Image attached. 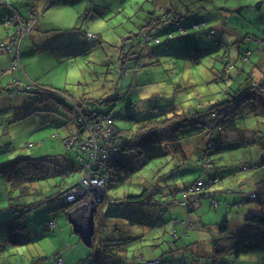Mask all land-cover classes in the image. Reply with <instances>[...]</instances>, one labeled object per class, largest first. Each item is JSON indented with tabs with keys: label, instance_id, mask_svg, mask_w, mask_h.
I'll return each mask as SVG.
<instances>
[{
	"label": "trees",
	"instance_id": "obj_1",
	"mask_svg": "<svg viewBox=\"0 0 264 264\" xmlns=\"http://www.w3.org/2000/svg\"><path fill=\"white\" fill-rule=\"evenodd\" d=\"M139 1L144 3L139 4L138 10L148 15L147 20L143 19L142 23L137 26V30H135L139 31L137 34H135V31H131L129 35L119 40L124 43L117 47L119 49V60L108 62L111 63L108 65V73L114 74L116 77L114 84L117 86L118 83L132 76V73L136 74L139 68L152 65L153 60L146 61L145 59L147 54H151V58L155 59L154 61H157V55H166L168 57L166 63H178V59H187L190 62L182 64L184 67L181 71L185 69L191 75L185 81L183 80L185 84H177L172 89L174 96L170 99L171 101L166 105V108L159 109V115L137 119L134 114H129V119L134 121L136 126L135 128L122 130L115 123V118L112 114L113 108H111L113 105H116L112 103L119 100V96H116L115 99L106 97L96 98V106L91 107L86 97L76 100L69 95L67 88L47 87L36 80L23 82L24 80L19 75H15L17 72L24 70L22 61L23 52H21L22 45L26 39L31 37L40 18L47 11H50L49 9L54 7V4L58 2L71 4L70 0H30L23 6H17L10 0H0V5L7 8V12L1 23L8 31V36L5 39H0V43H8L17 26H20L17 25L18 22L16 21L7 26L6 21L8 17L18 15L20 23L26 25V28L29 27V30L26 32L27 34L18 44L19 63H21L19 69L14 72L10 70L11 63H14L17 54L9 52L7 49L0 50V54L7 53L9 55L7 69L11 72L12 78L15 79L6 87V97L12 100L19 99L21 102H30L34 110L39 111H45L46 109L53 110L50 107L53 103L65 104L71 100L70 108L74 110V115L70 120L69 128L71 131L68 137L70 135L73 137L78 135V137L74 142L68 139V137L65 138L67 139H64L67 141L65 145L69 152L74 147H77L86 155L85 166L81 167L73 163L65 169L55 164L49 156L38 158L18 156L0 163V177L9 184L11 193L17 194V196L9 198V208L12 211L11 217L7 221H4V223H0V249L5 245L6 247L28 245L34 241L33 233L24 220L27 212L37 207L41 201L30 202L26 198L30 195L41 194L38 192L37 182L47 178L54 166L64 171L62 174L70 175L78 171L86 174L89 171L86 169V163L92 162V159L90 158L89 150L81 148L79 141H87L90 135L94 136V139L100 145L107 148H102L99 151L100 160H103L101 156L104 153L106 154V150L110 153V158L105 159V164L100 169L101 173L107 176L106 185L109 179H112L118 186H123L141 167L166 157L165 182H158L155 185L148 186L137 194L125 192L122 196H118V198L108 195L107 187L105 188L106 197H104L102 202L107 200L109 206H124L130 210L128 213L136 208L134 210L136 214L133 217H131V213L127 215L126 218L129 221L144 223L143 219L146 215L141 214L142 216H140V209L143 211L145 208L153 209L155 207V210L159 208L160 213L163 215L166 209L173 203L185 204L188 213L193 212L196 209L195 205H198L202 197L206 195L216 196V193L210 190L209 192H205L207 189H211L213 184H219L223 181L224 177H231V175L236 177L237 174L243 172L245 174L252 172L253 175L260 172L259 178L256 179L253 186H261L264 190V176L262 177V173H264V161L258 162L254 160L253 151L248 146L250 143H257L254 136L257 133V128L245 125V130L249 131L250 134H245L244 137L239 139L241 143H237L238 145H242L244 142L245 146H248V161L243 160L238 163L233 161L232 167L227 169L226 165L219 164L217 166L212 157L218 151V148L221 147V144L225 146L227 139L229 141L232 140L233 137L228 138L227 135L229 130L235 129V134L237 135L238 121L235 119L237 116H240L243 107L249 105L250 109L255 108L260 114H264V76L261 75L256 80L255 78L250 79L247 77L246 79L249 78V80L246 82V79L243 80L245 77L241 76V70H239L236 79L230 75L227 76L228 68L235 67L234 60H230L228 50L223 51L219 55L220 59L214 57L212 61L199 63L196 60L198 56H195L193 51L182 48V44L186 40L184 37L198 33L209 41V43L207 42L208 48L214 46L216 50L218 46L216 47L215 45H219L220 47L224 44L222 38L223 29L226 27L231 14L238 15L239 17L242 16L243 19L240 20H243L247 24L253 23L254 30L252 33L249 32L248 28L244 29L241 24H236L239 27L236 30L240 34L244 29V33L248 31L250 34L249 38L253 37L256 41L264 42V13L260 11L264 0L257 2L255 5L233 6L236 8H232V10H228L226 6H219L216 0ZM40 5L44 6L43 9L39 8ZM177 7L178 11H176ZM247 8L255 10V20L258 22L244 17L245 12L248 11L245 10ZM182 20L185 22H182ZM217 23H222L221 29L216 26ZM54 31L55 29L51 30V32ZM84 34L89 40L101 37V35H94L90 32H84ZM243 38L248 39L247 35H243ZM134 40L137 42L135 43ZM225 46H229V44L225 42ZM190 48L194 50L193 47ZM206 63L208 66H206ZM202 65H204L203 68L211 76L206 78L195 76V69L198 70L197 67L201 68ZM221 65H223L222 70H220ZM228 79L233 80L227 83L226 80ZM238 81L241 82L238 83ZM16 82H19V84ZM203 85L207 86L204 88ZM235 85H238V87L234 88ZM187 87L191 88L194 94H183V89H187ZM16 89L19 92L16 93ZM11 93L13 95L9 96ZM22 93L31 95L22 101V97H20ZM204 101L206 102L204 103ZM232 101H235L234 109L238 110L239 115L237 110L233 113L229 109L228 102ZM253 105L255 107H252ZM9 122L16 123L15 120ZM106 129H110L108 138L105 135ZM235 139L237 140V137ZM258 143L264 147V136ZM194 150L195 153H193ZM193 159L202 169L211 171L209 172L208 179L200 176L193 182L191 181L182 187L180 186L179 189L173 185H168L167 180L169 176H173L176 171L185 168L188 162ZM238 166L240 167L238 168ZM223 170H225L224 174ZM80 180L69 184L64 181L58 183L55 186L54 192L45 199L56 200L59 206L69 208L70 204L64 201V195L77 185ZM199 182H201V185H198ZM244 185L252 186V184L248 185L247 183ZM243 186L238 182L236 187L230 185L222 193L238 195L241 193L242 188H244ZM166 189H171V192L166 193ZM179 193L181 197H179ZM185 195L186 198H184ZM258 196V190H253L246 198L256 199ZM212 205L215 207L219 206V200L212 198ZM99 207L100 205H98V211L95 215L96 226L91 244L94 247V252L91 255V264L132 263L130 261L135 260L138 256L134 255V251L130 253L128 243L134 239H130L131 236L126 237L125 233L128 234V231L121 229L122 227L126 228L127 224H131L122 222V227L118 223L107 224L106 218L113 216L110 210L101 212ZM121 215L122 213H117L115 217L119 218ZM52 220L54 219L49 220V222ZM246 220L257 225L253 227L255 233L246 234L240 239L231 242L228 246L215 242L214 256L212 257L214 264H227L225 261L220 262L218 260L222 253L225 254L227 252L232 253L235 258L253 256L254 254H263L264 256V213L250 212L247 214ZM49 222L47 223V227L51 229ZM175 222L181 223L178 219ZM182 222H185L190 228L193 226L189 218ZM217 227L223 234H230L229 221H223ZM184 231L188 235V230ZM116 232L120 233L118 237H116ZM178 238L179 236L174 229V243L178 241ZM154 259H158L159 262L157 264L164 262L159 257ZM171 264H190V262L186 258H182L173 260Z\"/></svg>",
	"mask_w": 264,
	"mask_h": 264
},
{
	"label": "rangeland",
	"instance_id": "obj_2",
	"mask_svg": "<svg viewBox=\"0 0 264 264\" xmlns=\"http://www.w3.org/2000/svg\"><path fill=\"white\" fill-rule=\"evenodd\" d=\"M83 1H85V4L81 5L55 6L58 4L56 3L54 7L49 9L50 12L47 16L44 14L40 18V24L44 29L64 22V26H68L70 32L67 31V34L63 32L48 33V37H55V40L58 41L54 46L58 44L59 46L55 47V51H51V53L44 52L40 61L50 56L52 62L55 61V63L50 66L49 71L46 69L41 70L38 74L42 76L44 82L53 81L57 86L66 87L69 90V95L76 100L86 97L91 107L96 106V98L115 99L116 96H119L120 99L112 103L116 105L111 107L113 108L112 114L115 123L122 130L135 128L136 123L129 119V114H134L137 119L148 116L156 117L159 115V109L166 108V105L171 101L170 99L173 98L174 91L172 89L177 84H185L184 81L191 73L185 69L181 71L184 67L182 66L184 62L181 59H178V63H166V60H168L166 55H157V61L152 59V65L139 68L136 74L132 73V76L124 79L116 86L114 84L115 75L108 73V65L111 64L108 62L119 60V49L117 47L124 44L123 41L119 40L129 35V32L137 30V26L147 16L146 13L138 10L139 4L144 2H138V0ZM241 1L245 4L255 5L261 0ZM216 2L219 6H226L228 10L236 8L233 6L240 5L238 0H216ZM245 10L248 11L245 12L244 17L255 20V11L249 8ZM260 11L264 13V3ZM236 24H241L244 29L249 28L250 33L254 30L253 24L250 26L240 20L238 15L231 14L226 26L231 29H238L239 27ZM216 26L221 28L222 23H217ZM243 30L241 34L237 31V34L228 37V40L236 41L238 36L241 35L243 41L240 43L242 54L239 56L238 52L235 53L233 58L235 67L233 69L228 68L227 76L230 75L236 79L239 70H241V76L245 77L243 80L247 77L256 80L261 75L264 76V62H260V57H264V42L256 41L253 37L249 38L250 34L244 33ZM84 32L101 35V37L89 40ZM138 32L135 31V34ZM243 35H247L248 39H244ZM72 38L73 42H71ZM134 42L137 41L134 40ZM234 46L239 51L237 44ZM62 47L74 49V52H68L69 48L65 52H58V54L63 55L61 58L65 60L63 63H58L56 60L57 48L62 49ZM21 52H23L22 49ZM65 53L69 58L68 60H66ZM38 57L39 54L36 53L34 56L25 57V59L38 63L36 60ZM206 66H208L207 63ZM203 67L204 65L201 68L197 67L198 70L195 69L196 77L206 78L211 76ZM222 67L223 65L220 66V70L223 69ZM20 72L15 75L22 74L23 82L35 79L26 75L24 70ZM11 80L13 82L15 79L11 78ZM231 80L233 79H228L226 82L228 83ZM240 82L238 81V83ZM8 83H10V80L0 84V95H6ZM206 86L203 85L204 88ZM237 87L238 85H235L234 88ZM182 93L194 94L189 87L184 88ZM29 95L31 94L22 93L20 97L23 101ZM71 103V100L65 104L53 103L50 106L53 110L38 111L26 119L22 117L20 121L8 124L2 118L6 117H3V114L11 111H0V163L18 156L37 158L49 156L55 164L63 169L73 163L81 167L85 166L86 155L82 150L74 147L69 152L65 145L64 139L70 134V120L74 115V110L70 108ZM234 104L235 101L228 102L229 109L233 113L237 110L234 109ZM255 105L252 107H255ZM237 113L240 114L238 110ZM235 120L238 121L237 135L235 129L228 131V138L231 136L233 138L231 141L227 139L225 146L221 144L218 151L213 154L212 157L216 165H226L227 169H230L233 161L237 163L243 160L248 161V146L253 151L254 160L264 161V147L258 143L264 136V114H260L255 108L250 109L248 105L243 107L240 116H237ZM245 125L258 129L254 135L257 143H250L248 146H245L244 142L242 145L237 144L241 143L239 139L244 137L245 134H250L249 131L245 130ZM10 138L14 140L12 144H10ZM73 138L72 135L68 137L70 140ZM81 146L89 149V146L84 142L81 143ZM223 146L224 148H222ZM193 153H195V150ZM59 167L54 166L47 178L37 182L38 192L41 194L30 195L26 198L30 202L41 201L37 207L27 212L24 220L33 233L34 241L28 245L10 246L7 251L2 249L0 251V264H51L57 257L61 256L65 259V264H91L94 247L88 246L80 232L75 229L74 223L68 216L69 208L59 206L56 200L45 199L54 192L58 183L64 181L69 184L80 180L85 175V173L79 171L70 175L62 174L64 171L60 170ZM209 172L211 171H205L193 159L188 162L185 168L176 171L173 176H169L167 182L168 185H173L179 189L180 186L193 182L200 176L208 179ZM240 174L244 175L245 172ZM230 178L232 177L228 176L222 180L228 181ZM164 179L166 180V157L141 167L125 185L118 186L112 179H109L106 187L108 195L118 198L125 192L140 193L148 186L163 182ZM216 184H213L211 188ZM209 190L211 191L209 188L205 192H209ZM253 190H258V198H246ZM165 192L170 193L171 189H166ZM11 196H17V194L11 193L9 184L0 177V223H4L12 215L9 208V198ZM211 197L219 200V206L212 205ZM99 205L101 212L110 210L113 216L106 218L107 224L118 223L120 226L122 222L131 224H127L126 228L121 226V229L128 231V234L125 233L126 237L131 236L130 239H134L128 244L130 253L138 249L137 254L139 255H137V258H140V253L143 252L141 249L151 248V245H154L152 249L155 250L159 258L164 260L162 264H171L173 260L182 258H186L190 264H214L212 257L214 256L215 242L228 246L231 242L246 234L255 233L253 227L257 225L248 222L246 216L250 212L264 213V190L261 186L245 185L239 195H206L199 200L198 205H195L196 209L190 213H188L186 205L182 203L171 204L163 215L160 213L159 208L157 210L154 209L155 207L153 209L145 208L143 211L140 209L139 215H146L143 219L144 223L129 221L126 218L130 213L133 217L136 214L134 211L136 208L128 213L130 210L126 207L109 206L107 200ZM117 213H122V215L117 218L115 217ZM187 218L193 223L192 228L182 222ZM51 219L57 222V227L52 230L47 227V223ZM176 219L181 223H176ZM226 220L230 223V234H223L217 227L218 224ZM174 229L179 236L178 241L175 243L173 239ZM184 230H188V235ZM115 234L116 237L120 235L119 232ZM13 252L15 254H12ZM23 254H26V257ZM151 259L144 257L146 261ZM218 260L220 262L225 261L227 264H264L263 254L235 258L232 253L227 252L222 253Z\"/></svg>",
	"mask_w": 264,
	"mask_h": 264
},
{
	"label": "crops",
	"instance_id": "obj_3",
	"mask_svg": "<svg viewBox=\"0 0 264 264\" xmlns=\"http://www.w3.org/2000/svg\"><path fill=\"white\" fill-rule=\"evenodd\" d=\"M13 4L17 5V6H23L25 5L27 2H29L30 0H10ZM71 4L75 5V4H85V1L83 0H70ZM238 3H240V5H254V4H245L243 3L241 0H238ZM68 3L65 2H58L57 5L55 6H65ZM44 6L40 5L39 8L43 9ZM178 7L176 9V11H178ZM253 10V9H252ZM175 11V12H176ZM255 11V10H254ZM7 12V8L5 6H1L0 5V39H5L8 36V31L7 29L2 25V19L4 18L5 14ZM50 11H47L45 14V16H47L49 14ZM53 12V11H51ZM256 12H254V16H255ZM148 16V15H147ZM147 16L144 17V20H147ZM240 19H243V17L241 16ZM182 22H185L182 20ZM256 22V21H255ZM250 26L253 23H248ZM55 29L54 32L60 33L63 32L65 34H67V31L70 32V29L68 28V26H64V22L60 23V24H55L54 26H49L46 29L43 28V26L40 24V21L37 23L36 28L33 30V34L31 35L30 38L26 39V41H24L23 45H22V51H23V56H22V61H23V68H24V72L26 73V75H28L29 77L32 76L33 80H36L38 83L47 86V87H55V88H66V87H62V86H57L56 84H54V82H44L42 80V76L39 75V71L41 70H50V66H52L53 63H55V61L52 62V58L50 56L46 57L45 59L41 60V55L44 52H50L51 51H55L54 48L59 46V44L57 46H54L55 43H58L57 40H55V37H48V33L51 32V30ZM221 29V28H220ZM249 29V28H248ZM38 31V32H37ZM50 31V32H49ZM237 30L236 29H231L228 26H226L223 29V34H222V38L224 40V44H222L220 47L219 45H215L213 43V45H215L217 47V49L215 50V47L212 46L210 48H208L207 42L209 43V41L206 40V38L202 37L200 34L198 33H194L191 34L187 37H184L186 40L184 41V43L182 44V48L184 50H189V51H193L195 53V56H198V58L196 60H198L199 63H204L206 61H212L214 60V57H219V55H221L223 53V51H229L230 54V60L233 61L234 55L236 52L239 53V56H241L242 54V45L240 44L243 39H241V35L238 36L236 41H231L228 40L229 36L235 35L237 34ZM248 33V31H247ZM249 34V33H248ZM73 38L71 39V42H73ZM225 42L229 44V46H225ZM70 44V43H69ZM235 44H237L238 46V50H236V46H234ZM190 47H193L194 50H192ZM69 47H62V49H58L57 48V57L56 60L58 63H63L65 60L62 59L61 57L63 56L62 54H58V52H65L66 49ZM68 52H74V49L69 48L67 50ZM36 53L39 54V57L36 59L38 61H29L26 60L25 57L27 56H34L36 55ZM211 54H213V56H211ZM66 56V60H68L69 58L67 57V54L65 53ZM151 54H147L145 59L146 61H151ZM199 56H201L199 58ZM184 63H189L187 59H181ZM260 62H264V57L261 56L260 57ZM9 64V55L7 53H2L0 54V84H2L4 81H9L10 83L7 84L10 85L12 80L11 78L13 77L10 72L8 71L7 67ZM234 67H231L230 69H233ZM10 75V76H9ZM12 76V77H11ZM22 79L23 75L20 74L19 75ZM32 104L30 102H21V100L19 99H8L6 97L5 94H1L0 95V111L2 110H10V113L7 114H3V117L6 116L5 118H2L4 121L10 123L9 121H13L15 120L16 122L20 121L22 119V117L28 118L30 117L33 113L38 112L39 110H34V107L31 106ZM44 111V110H41ZM10 140V144H12L14 142V140L12 138L9 139ZM240 166H238L239 168ZM237 170V169H236ZM235 171V170H234ZM225 170H223V174H224ZM260 173V172H259ZM259 173L258 174H252V172H250L249 174H237L236 177L231 175L232 178H230L228 181H221L219 184L214 185L213 188H211V192L216 193V196L223 194L222 191L225 190L228 186H234L236 187L238 185V182L241 183V185L243 186V184H252L256 181L257 178H259ZM264 176V173H262V177ZM236 185V186H235ZM245 186V185H244ZM243 186V187H244ZM239 195V194H238ZM76 229V228H75ZM140 244V243H138ZM145 246V244H144ZM147 246V245H146ZM154 245H151L150 247H147L145 249H141V251H143L142 253H140V256H144L146 258H157L159 256L156 255V252L153 247ZM6 247V245L4 246ZM1 248L0 251L2 249L7 251V248H9L10 246L6 247V248ZM137 250H134V255H139L137 254ZM12 254H15V252H13ZM1 255V254H0ZM26 257V254H23ZM62 257V256H61ZM64 259V258H63ZM151 259V260H152ZM64 264H65V259H64ZM194 264V263H193Z\"/></svg>",
	"mask_w": 264,
	"mask_h": 264
},
{
	"label": "built area",
	"instance_id": "obj_4",
	"mask_svg": "<svg viewBox=\"0 0 264 264\" xmlns=\"http://www.w3.org/2000/svg\"><path fill=\"white\" fill-rule=\"evenodd\" d=\"M18 22L17 25H20L19 27L17 26L16 31L14 34L10 37V40L8 43L3 42L0 43V50L7 49V51L16 53L17 58L14 61V63H11L10 70L12 72L16 71L19 69L21 66V63H19V48L18 44L21 42V39L27 34L26 32L29 30V27L26 28V25H23L20 23V19L17 16H10L7 18L6 25L10 26L14 22ZM33 25V23H32ZM30 25V26H32ZM19 84V82H16ZM15 92H19L18 89L15 90ZM13 94L11 93L9 96H12ZM106 138L109 137L110 135V129H106L105 131ZM77 136H74L72 142L76 141ZM67 142V141H66ZM86 143L89 146V149L83 148L81 146V143ZM79 144L81 148L89 150L90 152V158L92 159V162H87L86 163V169L89 171L86 172V176L82 177V179L75 185L73 188H71L65 195H64V201L69 203V209H68V215H75V211L77 214L80 213L78 209L82 207H86L90 204L96 205L97 202L99 201V196H102L100 192H105L106 188V182H107V176L102 174L100 169L104 166L105 164V159L110 158V153L108 150H106V154L104 153L102 157L103 160H100L99 157V151L104 148L100 143L94 139V136L90 135L87 141L80 140ZM100 146V148H95V146ZM96 165V166H95ZM198 185H201V182L198 183ZM186 198V195L185 197ZM49 226L51 229L56 228V224L54 220L49 222ZM63 258L62 257H57L56 260L53 262V264H63ZM132 263L130 264H157L159 261L158 259H153L150 261L144 260V257L136 258L133 261H130Z\"/></svg>",
	"mask_w": 264,
	"mask_h": 264
},
{
	"label": "bare ground",
	"instance_id": "obj_5",
	"mask_svg": "<svg viewBox=\"0 0 264 264\" xmlns=\"http://www.w3.org/2000/svg\"><path fill=\"white\" fill-rule=\"evenodd\" d=\"M95 148H100V146L99 145L95 146ZM85 176L86 174L84 175V177ZM100 193H102L101 194L102 196H99L98 198L99 201L97 202V205L90 204L86 207H82L81 210L79 208L78 209V211H80L79 214H77L75 211V215L74 214H72L71 216L68 215L71 221L74 223L76 230L80 232L81 236L84 235L85 237L87 236V238L89 237V239L91 238L90 240L91 243H92V238L94 236V228L96 226L95 215L97 214V211H98L97 207L100 203H102V201L104 200V197H106V192H100ZM54 222L57 227V222L55 220Z\"/></svg>",
	"mask_w": 264,
	"mask_h": 264
},
{
	"label": "water",
	"instance_id": "obj_6",
	"mask_svg": "<svg viewBox=\"0 0 264 264\" xmlns=\"http://www.w3.org/2000/svg\"><path fill=\"white\" fill-rule=\"evenodd\" d=\"M97 205V204H96ZM97 207V206H96ZM84 242L88 245V246H91V238L89 239V237L87 238V236L85 237L84 235L82 236Z\"/></svg>",
	"mask_w": 264,
	"mask_h": 264
}]
</instances>
